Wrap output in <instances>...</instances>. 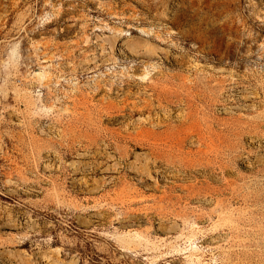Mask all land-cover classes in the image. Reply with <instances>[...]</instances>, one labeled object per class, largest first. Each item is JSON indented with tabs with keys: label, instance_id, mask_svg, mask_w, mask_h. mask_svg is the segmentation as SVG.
Wrapping results in <instances>:
<instances>
[{
	"label": "rangeland",
	"instance_id": "1",
	"mask_svg": "<svg viewBox=\"0 0 264 264\" xmlns=\"http://www.w3.org/2000/svg\"><path fill=\"white\" fill-rule=\"evenodd\" d=\"M261 154L264 0H0V264H264Z\"/></svg>",
	"mask_w": 264,
	"mask_h": 264
},
{
	"label": "bare ground",
	"instance_id": "2",
	"mask_svg": "<svg viewBox=\"0 0 264 264\" xmlns=\"http://www.w3.org/2000/svg\"><path fill=\"white\" fill-rule=\"evenodd\" d=\"M125 42V41H124ZM128 43V42H127ZM148 42H146V44H147ZM129 44V43H128ZM144 44V43H143ZM142 44V45H143ZM145 44V45H146ZM128 48H129V46L128 45H126ZM125 46V47H126ZM148 46V45H147ZM146 46V47H147ZM150 46V45H149ZM130 47H131V45H130ZM133 47V46H132ZM131 47V48H132ZM143 48L145 47V46H142ZM130 48V49H131ZM140 48V47H139ZM134 49V48H133ZM137 49V48H136ZM136 49H134V50H136ZM145 50H146V48H144ZM148 49H149V47H148ZM151 49V48H150ZM134 50H133V52H131V53H135L134 52ZM130 51V50H129ZM136 51H138V49L136 50ZM144 51V50H143ZM147 51V50H146ZM148 51H151V50H148ZM135 106V105H134ZM131 109V108H130ZM140 111V110H139ZM134 112V111H133ZM149 119H150V117H149ZM149 121V120H148ZM151 121V120H150ZM182 122H181V125L182 126H184V128H183V130L185 131V137L186 136H188V135H197V143H200L201 141H203L202 140V135H203V132L201 131V130H198V128H194L195 127V125L196 124H194V121H193V114L191 113V111H188V112H186V116L184 117V119H182L181 120ZM158 125V124H157ZM161 125V124H160ZM154 126H156V124L154 125ZM153 126V127H154ZM229 127V126H228ZM226 128V127H225ZM230 128V127H229ZM233 128V127H232ZM191 129H196L197 131V134L195 133V134H193L192 132H194V130H192V131H190ZM233 130L235 131V129L233 128ZM223 132H225V129H223L222 130ZM237 131V130H236ZM235 131V132H236ZM240 132V131H239ZM230 135V134H229ZM236 135V134H235ZM234 135V136H235ZM239 135V134H238ZM205 137V136H204ZM257 137V136H256ZM194 142V141H193ZM145 145V144H144ZM200 146V145H199ZM139 147V146H138ZM206 147V146H205ZM73 149V148H72ZM197 149V148H196ZM201 149H203V148H201ZM200 149V150H201ZM65 150H66V148H65ZM148 150H150V149H148ZM198 150V149H197ZM205 150V149H204ZM204 150H203V152H204ZM212 151V150H211ZM260 155V154H259ZM262 156H264L263 154H261V156H259V157H262ZM65 157V156H64ZM264 158V157H263ZM248 160V159H247ZM261 160V159H260ZM259 160V158H258V161H260ZM231 162V161H230ZM252 162V161H251ZM48 164V163H47ZM91 164V163H90ZM95 165V164H94ZM87 166V165H86ZM46 167V166H45ZM85 167V166H84ZM89 170V169H88ZM96 170V169H95ZM209 170V169H208ZM206 174H207V172H206ZM220 186H222V183H221V185ZM42 258H44L43 256H42ZM247 264H255V260H253V259H249V260H247V262H246Z\"/></svg>",
	"mask_w": 264,
	"mask_h": 264
}]
</instances>
